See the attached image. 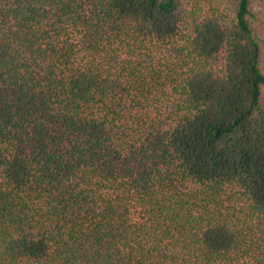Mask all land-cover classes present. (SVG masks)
Listing matches in <instances>:
<instances>
[{
  "label": "trees",
  "instance_id": "1",
  "mask_svg": "<svg viewBox=\"0 0 264 264\" xmlns=\"http://www.w3.org/2000/svg\"><path fill=\"white\" fill-rule=\"evenodd\" d=\"M257 0H0V264H264Z\"/></svg>",
  "mask_w": 264,
  "mask_h": 264
},
{
  "label": "rangeland",
  "instance_id": "2",
  "mask_svg": "<svg viewBox=\"0 0 264 264\" xmlns=\"http://www.w3.org/2000/svg\"><path fill=\"white\" fill-rule=\"evenodd\" d=\"M256 7L261 11L262 15L264 16V0H257Z\"/></svg>",
  "mask_w": 264,
  "mask_h": 264
}]
</instances>
